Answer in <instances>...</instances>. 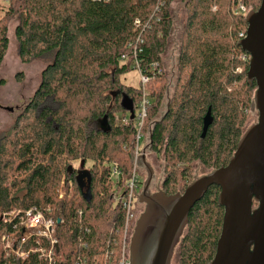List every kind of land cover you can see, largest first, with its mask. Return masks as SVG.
<instances>
[{
	"label": "trees",
	"instance_id": "obj_1",
	"mask_svg": "<svg viewBox=\"0 0 264 264\" xmlns=\"http://www.w3.org/2000/svg\"><path fill=\"white\" fill-rule=\"evenodd\" d=\"M171 1L0 3V63L7 49L10 17L17 20L14 38L19 60L46 62L27 105L0 136L1 235L16 232L20 237L27 231L22 226L13 230L19 219L6 223L2 215L7 218L13 210L37 208L58 220L54 231L60 248L58 264H77V257H85L86 264H108L109 251H113L111 264H119L120 248L110 247L120 240L124 211L107 178L110 164L117 163L121 171L117 189L123 190L133 169L135 123L131 120L124 126L114 120L117 114L125 116L130 107L136 109L143 93L140 85L129 86L120 79L133 67L122 58L130 57L133 46L141 72L152 78L147 84L151 103L142 133L149 150L164 157L162 191L182 193L192 181L195 162L209 169L227 165L243 134L256 89L245 78L249 62L242 60L247 53L239 44L247 22L235 8L241 2L256 10L260 0H181L187 18L169 93L161 59L172 27ZM238 67L242 71L234 72ZM208 108L212 123L201 137ZM120 153L123 157L117 158ZM74 160L80 162L78 169L71 164ZM87 161H91L88 169ZM61 177L65 180L60 187L72 182L71 198L66 193L62 198L56 195ZM87 190L89 201L84 197ZM219 191L217 186L209 187L191 208L178 264L212 260L223 217L217 204ZM41 239L36 244L30 236L24 248L46 246ZM0 264L46 262L37 252L16 260L1 247Z\"/></svg>",
	"mask_w": 264,
	"mask_h": 264
},
{
	"label": "water",
	"instance_id": "obj_2",
	"mask_svg": "<svg viewBox=\"0 0 264 264\" xmlns=\"http://www.w3.org/2000/svg\"><path fill=\"white\" fill-rule=\"evenodd\" d=\"M245 20L246 33L239 44L250 57L246 80L256 86L251 110H256L257 121L243 131L227 165L195 178L182 193H149L153 169L144 153L138 155L147 174L138 197L145 208L132 232L129 264H171L191 208L211 186L220 189L217 204L223 208V217L215 254L208 264H264V0L245 15ZM3 108L13 111L12 107ZM128 111L132 120L134 110L130 107ZM211 123L208 108L201 137ZM100 126L106 130L104 121ZM84 197L89 201V190Z\"/></svg>",
	"mask_w": 264,
	"mask_h": 264
},
{
	"label": "rangeland",
	"instance_id": "obj_3",
	"mask_svg": "<svg viewBox=\"0 0 264 264\" xmlns=\"http://www.w3.org/2000/svg\"><path fill=\"white\" fill-rule=\"evenodd\" d=\"M238 5L240 6L241 2H239ZM239 6H236L235 13H241L244 16L249 11L254 10V5L249 4L244 7L245 13L240 12ZM213 9H216V6H213ZM169 12H170V16L172 19V27H171L169 38L167 40L165 50L162 53L161 62H162V67H163V72H164L163 79H165L164 82L166 84H169V93H171L172 88L175 84V79H176V61L178 57L179 47L181 44V36H182L184 27L186 24L187 11H186L184 2H182L181 0H172L169 5ZM16 24H17L16 18L10 17L7 21L8 44H7V49L5 51L3 59L0 63V105L13 108V111L10 112L0 107V136L10 128V126L13 124L18 114L27 105L28 101L30 100L31 96L33 95L35 89L37 88L40 82L41 72L46 65V62L41 61V60H35L30 63H22L19 60L18 55H17V45H16L15 38H14V29H15ZM241 58H242V55H241ZM124 62L127 64H131L130 66L132 67V63L129 60L126 59ZM241 71H242V67H238L236 68L234 72L240 73ZM245 78H246V75H245ZM120 79L124 84L129 85V86L138 87L140 84V76H139L138 70L133 67L131 68V70L126 72L123 76H121ZM242 81L243 80L234 83V86H237L238 84L242 83ZM163 100H162V105L160 107V113L164 109ZM159 115L157 114L156 116L153 117V119H157ZM117 116L120 117L121 115L117 114ZM257 118L258 116H257L256 110L248 111L247 120L243 128V131L246 130L250 125L255 123L257 121ZM114 120L117 124H119L115 118ZM140 151H142V153L145 154L146 161L150 164V166L153 169L150 191L155 192L158 187L161 188L160 186L164 179V173H163V168H164V163H165L164 157L162 154L157 155L155 152L149 150L147 138L141 140ZM113 156H116V155L113 154ZM116 157L122 158L123 154L122 153L117 154ZM79 163H80L79 160L77 161L74 160L73 162H71L72 166L76 169L79 168ZM88 167H91V161H87L85 168L88 169ZM191 169H192L191 170L192 181L195 178L200 177L201 175L207 173L208 171L213 170V169L205 168L204 166L198 164L197 162L192 164ZM138 171H139V181L141 180V182H144L147 176L145 167L141 165ZM63 180H65V177L60 178V182L54 188L55 190H57L61 186L60 183ZM109 184L111 183L109 182ZM116 189H117L116 187L112 186L113 192ZM72 192L73 190L71 189V191H69V194L67 196L68 197L72 196L73 194ZM134 204H133V207H132L133 209L131 210V212L135 216V214L140 209V204L136 206L137 212L135 211ZM0 221H1V215H0ZM127 234L128 236L126 238L127 239L126 246L128 243V248H127L128 250L129 245H130V239L132 236V231H128ZM119 235H120V240L115 241V243H116V247L120 248V257H121L123 231H120ZM12 237H16V234H13ZM1 247L3 248L4 244L1 240V229H0V248ZM127 256H128V252H127ZM179 257L180 255H179V245H178L175 247V251H174L171 264H178Z\"/></svg>",
	"mask_w": 264,
	"mask_h": 264
},
{
	"label": "built area",
	"instance_id": "obj_4",
	"mask_svg": "<svg viewBox=\"0 0 264 264\" xmlns=\"http://www.w3.org/2000/svg\"><path fill=\"white\" fill-rule=\"evenodd\" d=\"M103 2H106L108 0H102ZM0 3L2 4H8L9 0H0ZM239 11L245 13V9L242 5L239 6ZM247 14V13H246ZM138 22V23H137ZM135 26L139 25V21H136ZM242 38L245 37V34H241ZM139 42H142L141 39H139ZM130 46V45H129ZM136 50L137 47L133 46L131 49L130 57L123 56L122 58L124 60H131L133 59L132 66L138 70L139 76H140V87L143 90L141 99L139 100L136 109H134V116L132 121L135 123L136 133H135V139H134V147H133V169L131 172V175L126 180L123 190L118 191L116 189L113 194H118L116 200L120 203L122 210L124 211V220L123 225L120 231H123V242L121 246V257L119 260V264H129V249L128 243L126 246L127 241V232L132 230V225L134 221V214L131 212L133 209V204L135 202L136 196L138 194V190L141 186V180L139 181V157L138 155L142 154V151H140V143L141 140L145 139L142 133V128L144 125V121L147 116L148 108L151 103L149 92L147 91V84L150 81V78L147 74L142 73L140 70V66L138 62L134 59H136ZM249 55L244 54L242 55V60H246L249 62ZM157 63H153V68L157 67ZM116 121H118L119 124H122L124 126L128 125L131 121L130 119V113L128 112L125 116H115ZM121 175V171L118 168L117 163L112 162L110 164L109 168V174H108V180L111 184L113 183L114 187L117 188V184L119 181ZM63 185V182L61 183ZM72 189V182L69 180L65 187H59L56 190V195L59 198H62L66 191H71ZM3 220L6 223H11L16 218L19 220L17 223L13 225V230H16L18 226H22L23 230H27L24 236L20 237H12L13 234H6L5 232L1 235V240L4 244V251L7 252L8 255L14 256L16 260H21L24 257L27 256L30 252H37L39 253V256L43 258L46 262V264H58L57 256L59 257L60 248L58 245V241L54 237V231L55 226L58 220H55L51 217L46 216L42 211L38 210L37 208H30L24 211H18L13 210L10 213H8V217H4ZM32 236L35 237L36 244H39V240H42L41 238L45 239L47 241L46 246H37L35 248H24V244L26 241H28V238ZM11 240V242H10ZM110 248H118L116 247L115 241L111 245ZM128 252V256H127ZM107 258V263L111 264L113 259V251L106 252L105 254ZM77 264H86L85 257H77Z\"/></svg>",
	"mask_w": 264,
	"mask_h": 264
},
{
	"label": "flooded vegetation",
	"instance_id": "obj_5",
	"mask_svg": "<svg viewBox=\"0 0 264 264\" xmlns=\"http://www.w3.org/2000/svg\"><path fill=\"white\" fill-rule=\"evenodd\" d=\"M1 108H3V106L1 105ZM16 108H18V107H16ZM15 108V109H16ZM84 173H82V175H83ZM143 184H144V182H141V188L139 189V192H138V194H137V196H136V199H135V204H134V207H135V211L137 212V205H143V209H141V210H138V212L135 214V217H134V221H133V225H132V232L134 231V228H135V226H136V224H137V220L139 219V217H140V214L143 212V210H144V208H145V203H140L139 202V199H138V197H139V195L141 194V192H142V188H143ZM150 185H151V183H150ZM150 185H149V187H148V190H149V193H151V194H153V193H155L157 190H161V188H157L156 189V191L155 192H151L150 191ZM183 237V236H182ZM182 239V238H181ZM180 242H181V240H180ZM180 242H179V244L178 245H180ZM177 245V246H178ZM177 250H178V248H177ZM174 251H175V248H174ZM174 251H173V254H172V257H171V261H172V258H173V255H174ZM178 252V251H177ZM178 255V254H177ZM171 261H170V263H171Z\"/></svg>",
	"mask_w": 264,
	"mask_h": 264
}]
</instances>
